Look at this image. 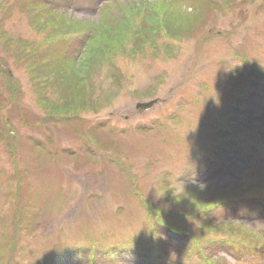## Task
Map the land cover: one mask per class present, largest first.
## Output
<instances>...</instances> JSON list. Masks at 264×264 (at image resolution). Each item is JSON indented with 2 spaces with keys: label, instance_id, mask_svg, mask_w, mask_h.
<instances>
[{
  "label": "rangeland",
  "instance_id": "obj_1",
  "mask_svg": "<svg viewBox=\"0 0 264 264\" xmlns=\"http://www.w3.org/2000/svg\"><path fill=\"white\" fill-rule=\"evenodd\" d=\"M68 1L66 15L77 16L81 21L75 22L81 24L47 17L57 30L67 24L86 28L90 19L101 16L98 0ZM165 5L168 14L145 13L137 21L128 10L109 8V16L120 20L122 29L116 33L115 22L103 25L105 30L99 28L92 47L107 45L100 55L121 40L132 54L119 59L122 75L114 76L117 84L109 104L99 112L81 114L80 122L68 117L55 133V146L42 137L60 124L42 116L23 59L11 54L13 48L28 50L26 41L44 38L45 27L40 33L32 28L29 20L37 11L30 0L0 5V57L7 66L0 88H7L9 81L15 87L0 91V106L11 105L0 117V224L16 214L14 199L26 202L29 197V206L36 208L24 232L22 264H35V257L46 258L56 246L88 247L90 258L93 240L104 244L101 258L95 252L99 264H124L116 259L118 250L129 246L125 249L144 251L148 243H155L146 223L145 202L179 211L205 241L219 233L222 238L229 235L226 249L208 247L192 258L186 256L185 264H255L243 260L247 256L263 259L264 264V205L249 199L261 195L258 201L264 200V144L254 142L264 136V0H176ZM43 14L38 10L41 19ZM77 34L76 28L72 35ZM134 36L141 39L137 44L130 40ZM142 51H150L153 60L142 59ZM83 57L70 70L79 69ZM87 66L86 74L91 63ZM242 67L247 68L243 75L237 72ZM102 75L113 82L106 69ZM73 77L72 71L55 80L51 76L50 86L63 87ZM149 88L157 91L147 95ZM156 96L160 99L152 108L138 110V101ZM73 108L70 111H76ZM103 125L113 129L114 143L107 137L100 143L88 141V129ZM75 129L79 140L72 144ZM245 139L258 146L256 151ZM241 140L243 145L234 147L239 152H223L220 172L218 166H208L211 162L204 156L215 158L218 146ZM64 146L77 154L63 153ZM252 150L254 158L248 154ZM97 159L98 167L92 166ZM238 225L243 229L236 230ZM10 232L15 240L17 233ZM4 243L0 241V264L8 258Z\"/></svg>",
  "mask_w": 264,
  "mask_h": 264
},
{
  "label": "bare ground",
  "instance_id": "obj_2",
  "mask_svg": "<svg viewBox=\"0 0 264 264\" xmlns=\"http://www.w3.org/2000/svg\"><path fill=\"white\" fill-rule=\"evenodd\" d=\"M121 9H124V3L122 5L119 6ZM146 11V9H145ZM148 14L151 13V10L149 9ZM108 20L111 22V23H114L116 22V19H114L113 17H108ZM113 20V21H112ZM138 19H135V21H137ZM14 49V48H13ZM87 52H90V51H87ZM159 52V51H158ZM162 53H164L163 51H161ZM151 58L153 60V57L151 56L150 54V51L144 53L141 58L142 59H148V58ZM159 58H162V57H158ZM150 62V61H149ZM154 62H151V65L154 66ZM59 66H64V63H61V65ZM6 69H7V66L4 65V64H0V70H2L3 72H6ZM78 79H80L79 77H73L70 81V83H67L65 84L63 87H61L59 84L57 85H52L50 87H48L47 89H45V86H42L40 90L36 91L35 89L34 90V95H33V98L36 99V104H37V108H39L40 110H42L41 114L42 116H46V118L49 120V121H52L53 122V125L54 124H60L59 126H57V128L50 130V131H45L46 134V137L43 136V140L45 141V139L49 142H51V144L53 146H55V142H56V136H55V133L56 131H58V127H62L65 125V122H66V118L64 116H55L54 114H59V111H70V110H74L73 107H79L80 109H76V113H81L84 115L85 113L87 112H91V110L88 108V101L89 100H96L98 98V91L97 89H95V84L96 83L95 81L93 80H89L88 78H82L83 80V83H79L78 82ZM3 80H0V83H4L2 82ZM163 82V79L159 81V83H162ZM74 85V87L77 89V91L73 88H70V86ZM78 85H87L90 89H92V91L90 93H86L85 96L87 97H84L82 96L79 91L83 89L82 86H78ZM5 87L7 88H0V91L1 90H5L6 92L8 90H10L12 87H14V84H12L11 81L8 82V84L6 83L4 85ZM15 88V87H14ZM95 89V90H93ZM99 92H103V91H99ZM38 94H41L42 96L46 97L49 99V100H45L43 97H41L40 95ZM23 100V103L25 104V100L24 99H21ZM13 103V102H12ZM98 103V107L100 109H104L109 103L106 102V101H102V102H99V100L96 101V104ZM1 104V103H0ZM10 106V103L6 104V106H0V117H4L5 114H4V109L7 107V106ZM25 106H28L25 104ZM52 107L49 108V107ZM16 107H17V103H16ZM31 108H34V106H32ZM38 109V110H39ZM150 109V107L147 108V110ZM39 110V111H40ZM32 112V115L33 117H37L36 116V111H31ZM47 119H44V120H40L42 124H49V123H45V120ZM34 121L37 120V118H34L33 119ZM45 127V126H44ZM113 129H109L108 130V127L106 125H103L101 128L100 127H90L87 131V135L89 136V140L92 141V142H102L105 138L104 137H107L108 139L112 140L114 139V136H115V133L112 131ZM75 133L76 135H74L70 140L69 142H71L72 144H75L78 142V134H77V131L78 129H75ZM42 140V141H43ZM97 140V141H96ZM63 144L65 142H62ZM114 143V142H112ZM62 145V144H61ZM119 147V144L117 145ZM38 147H42L41 145H39ZM115 147V146H114ZM36 153H39L40 155L41 152H38L37 150H34ZM63 153H67V154H77L76 153V150L73 148V150H68L65 146L64 148L62 149ZM97 160H94L93 163H91L92 166H95V167H98L97 164ZM23 196H21L22 198ZM24 198V197H23ZM26 200L27 202L29 203H32V201H29V197H26ZM11 205L12 207L15 208V211H16V214H14L15 216V219L19 220L21 223H26V222H29V221H33L34 218H35V210L29 206H20V205H17V204H13L11 202ZM145 208L148 207L147 205H145ZM148 209V208H147ZM153 214V213H152ZM0 241H3L5 243H8V244H13L14 241L11 239V238H5L4 236H0ZM101 246V242L100 241H97V240H93V243H92V247L97 249ZM42 259L41 256H38V257H35V260L34 262L37 263L39 262L40 260ZM45 260H48V258L44 257ZM24 263L23 261L21 260H17L13 263L11 262H8V261H4L3 264H22Z\"/></svg>",
  "mask_w": 264,
  "mask_h": 264
},
{
  "label": "trees",
  "instance_id": "obj_3",
  "mask_svg": "<svg viewBox=\"0 0 264 264\" xmlns=\"http://www.w3.org/2000/svg\"><path fill=\"white\" fill-rule=\"evenodd\" d=\"M7 0H2L1 3H5ZM46 3V1H45ZM47 3H50V7L48 8H45L44 9V14L45 15V19H41V16L38 15V10H40L41 8H43V0H35L33 1L31 4L34 6V8L36 9L37 11V14L36 16L34 17L33 19V23H34V26L37 28L38 31H42L45 27V39L52 36V35H59L60 33H63V32H68L69 30H71V28L73 27V25L69 26L68 24L65 25L63 28H61V25L58 27V30L54 28V26H52V24L50 23V21L47 19V17H55L59 20H61L62 23H70V21L66 18V16L64 14H59V6L58 5H55L54 1H48ZM171 3V2H170ZM109 4L110 3H106L105 5H107L104 9V12H103V15L100 16L101 18L98 19V20H92V21H89L88 25L86 27L88 28H91V29H95V33L94 35L89 39V43L86 47V53L84 54V57L87 56V51H90L88 52V58L86 60H84V57H83V60H81L80 62H78L77 66H80L79 69H73V70H70L72 69L73 67H71V65H65L66 69H65V72L67 70V73L68 71H72L75 73V77H79L80 79H78V82L79 83H83V80L82 78H87V74H86V70H87V65H89L90 63H92L95 59L99 58L100 55L104 54H98L99 52L102 51V49L107 46L104 44V46H101L102 48H99V49H94L92 46L95 44L96 46V43L97 42H94L91 44L92 41H96L98 40L96 37H98L99 35L98 34V31H99V28H102L105 30V27L103 25H106V24H115V23H111L109 20H108V17L107 16H104L106 15L107 11H108V7H109ZM148 6L150 7L149 9L151 10V13L150 14H153L156 13V16L159 15L160 11L161 13H164V14H168L167 11H166V8H168L165 4H163L161 1H154V2H151L150 4H148ZM140 8V7H139ZM137 8V9H139ZM176 9L178 10V8L176 7ZM58 11V12H57ZM179 12V10H178ZM149 14V15H150ZM41 22H44L43 26H41ZM81 24V23H79ZM151 25H155V21H151ZM113 28H116V29H113L116 33L119 31V29H122V25L119 24L118 22H116V27H113ZM112 32V30L110 31ZM96 38V40H95ZM125 38V37H124ZM101 40L98 42L100 43ZM90 45V46H89ZM89 63V64H88ZM80 64V65H79ZM87 66V67H86ZM67 73L65 74V77L67 76ZM71 73V72H70ZM71 75H73V73H71ZM64 76V75H63ZM71 81V80H70ZM69 81V82H70ZM64 86V85H63ZM78 86H82L83 89L79 91V93L84 96V87L85 85H78ZM74 87V85H73ZM45 99V98H44Z\"/></svg>",
  "mask_w": 264,
  "mask_h": 264
},
{
  "label": "water",
  "instance_id": "obj_4",
  "mask_svg": "<svg viewBox=\"0 0 264 264\" xmlns=\"http://www.w3.org/2000/svg\"><path fill=\"white\" fill-rule=\"evenodd\" d=\"M153 102H154V101H151V102H148V103H143V104H142V107H148V106L152 105Z\"/></svg>",
  "mask_w": 264,
  "mask_h": 264
}]
</instances>
